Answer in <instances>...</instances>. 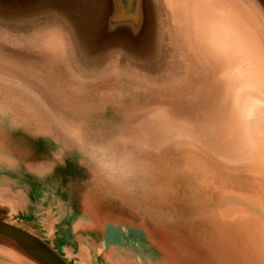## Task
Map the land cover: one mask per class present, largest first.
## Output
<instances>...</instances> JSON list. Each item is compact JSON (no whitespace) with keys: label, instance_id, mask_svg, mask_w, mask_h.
<instances>
[{"label":"bare ground","instance_id":"bare-ground-1","mask_svg":"<svg viewBox=\"0 0 264 264\" xmlns=\"http://www.w3.org/2000/svg\"><path fill=\"white\" fill-rule=\"evenodd\" d=\"M230 1L237 5V11L232 7L227 11L224 4L230 23H215L206 16L211 10L202 7L201 0L193 1L194 9H189L191 0H167L175 15V37L166 35L162 49L166 63L159 69L125 72L137 80L132 87L145 102L125 110L127 141L111 146L117 156L113 173L125 200L147 205L170 230L188 232V239H180V248L174 243L185 258H195L191 247H197L207 264H223L225 257L234 264H264V138L247 120L264 103V32L255 12L243 10L242 0ZM103 76L116 77V72L108 70ZM0 77L7 81L0 92L12 94L16 101L11 105L22 119L46 132L48 123L22 106L25 95L8 82L25 86L39 98L45 94L24 81L19 68L9 62L5 66L0 61ZM69 86L79 89L76 83ZM98 89L102 97H115L119 108L130 95L114 81L98 83ZM74 95L82 98L86 93L77 90ZM89 108L79 105L65 122L70 135L80 140L87 139L83 111ZM53 118L62 120L61 115ZM126 174L133 177L131 182L120 180ZM42 210L37 208V219L45 223L50 210ZM54 210L64 211L61 206ZM209 252L218 263L213 255L212 261L207 258Z\"/></svg>","mask_w":264,"mask_h":264},{"label":"rangeland","instance_id":"rangeland-1","mask_svg":"<svg viewBox=\"0 0 264 264\" xmlns=\"http://www.w3.org/2000/svg\"><path fill=\"white\" fill-rule=\"evenodd\" d=\"M193 1L189 9H194ZM225 3L227 11L230 7L237 11V5L230 0H201L202 7H210V16H206L215 23L224 20L230 23L231 17L224 11ZM243 8L249 11L251 6L247 2ZM260 28H256L257 33L261 31ZM22 65L35 70L25 72V80L47 96H28L24 88L18 89L17 93L26 96L23 101L25 105L22 106L29 107L42 123L46 122L49 126L46 132H39L36 123L23 120L15 105H11L16 101L12 94L0 92V179L5 176L12 183L30 190L36 205L64 206L66 211L58 225L59 236L66 234L63 231L66 227L72 231L79 227L80 233H87L98 241V264H207L200 248L191 247V252L196 255L195 260L185 258L174 249V243L179 242L176 247L180 248V239H188V232L181 228L178 231L170 230L160 216L146 209L147 205L125 200L124 195L117 191V179L113 173L116 171L114 162L117 156L112 154L111 146H123L122 141H127L125 136L129 125L125 114L131 110V106L145 100L132 93L119 108L115 97H88L89 101L98 103V110L83 111L88 115L85 124L90 138L97 140L98 145L85 146L83 143L88 139L75 138L65 128L66 119L79 111V103L67 102L71 99L72 89L68 86L73 80L71 75L60 71L50 62L34 57L26 58ZM120 90L126 93L132 88L125 86ZM44 100L48 103L45 104ZM252 113L247 120L252 125L256 124L258 137L264 138V103ZM54 114L61 115L62 120H55ZM132 178L129 174L120 176V180L128 179V182ZM128 182L130 189L132 186ZM136 183L139 186L138 180ZM20 223L33 229L36 234L44 235L38 223L26 219H20ZM58 243L64 244L62 239ZM73 245L77 249V244ZM212 255V252L207 255L210 261ZM214 258L218 263L219 258ZM222 261L223 264H234L227 257Z\"/></svg>","mask_w":264,"mask_h":264},{"label":"water","instance_id":"water-1","mask_svg":"<svg viewBox=\"0 0 264 264\" xmlns=\"http://www.w3.org/2000/svg\"><path fill=\"white\" fill-rule=\"evenodd\" d=\"M247 2L264 31V0H242ZM172 14L167 0H0V38H9L0 40V50L17 63L34 57L54 64L73 78L68 86L78 84L79 89L69 86L67 102L98 110V103L87 99L100 96L98 83L114 81L138 96L132 87L137 80L125 72L142 74L166 63V35L175 37ZM108 70L116 77L103 76ZM77 90L86 96L74 95ZM0 256L22 264H72L52 238L42 239L14 223L5 206H0Z\"/></svg>","mask_w":264,"mask_h":264},{"label":"crops","instance_id":"crops-1","mask_svg":"<svg viewBox=\"0 0 264 264\" xmlns=\"http://www.w3.org/2000/svg\"><path fill=\"white\" fill-rule=\"evenodd\" d=\"M1 49H6L4 46H1ZM0 61L2 64L6 66V62L12 64V66L19 68L20 74L23 76V80H25V76L23 75L25 72H28L27 69L23 68L22 63L14 62L7 58V56L0 50ZM4 81V82H3ZM6 79L0 77V86L5 85L7 83ZM5 83V84H4ZM9 86L23 90L28 93V96H35L33 95L27 88L23 85L14 84L12 82H8ZM37 88V87H36ZM38 89V88H37ZM1 91V89H0ZM26 97V96H25ZM37 97V96H36ZM26 99V98H25ZM89 111V110H88ZM85 115V114H84ZM88 117V115H85ZM84 127L87 131L86 139L87 142L83 143L85 146L91 147V145H98L97 140H92L90 138V131L87 128V125L84 122ZM48 164V163H47ZM55 203V202H54ZM0 206H5L9 209L13 222L19 224L23 228L27 229L28 231L36 234V232L24 226L20 223V219H26L28 221H32L38 223L41 227V230L44 232V235H38L42 239L49 240L52 238L54 240V245L57 251L67 258L72 264H98L97 263V255H98V241L94 240L90 235L87 233H80V228H76V230L72 231L69 230V227L64 228V232L66 233L64 236H59L60 229H58V225L60 224V220L64 218L65 215V207L61 206L64 209V213L62 214L56 213L54 207L56 204L52 206L47 205H36L32 199V194L30 190L25 189L23 186H18L17 184L12 183V180H9L5 176L3 179H0ZM60 206V205H59ZM58 206V207H59ZM43 208L42 211H48V215L50 219L47 220L45 223H42L41 220L37 219V208ZM56 218V219H55ZM52 235V237H50ZM62 239L64 244L59 245L58 241ZM77 244V249L74 247L73 244ZM0 264H22V262L17 261L16 259H5L0 256Z\"/></svg>","mask_w":264,"mask_h":264}]
</instances>
